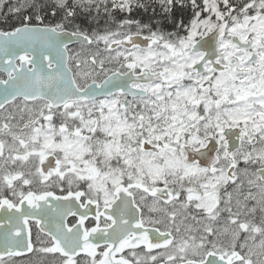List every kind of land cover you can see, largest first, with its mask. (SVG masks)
Masks as SVG:
<instances>
[{"label":"snow or ice","instance_id":"1","mask_svg":"<svg viewBox=\"0 0 264 264\" xmlns=\"http://www.w3.org/2000/svg\"><path fill=\"white\" fill-rule=\"evenodd\" d=\"M6 3L0 264H264V0Z\"/></svg>","mask_w":264,"mask_h":264},{"label":"flooded vegetation","instance_id":"2","mask_svg":"<svg viewBox=\"0 0 264 264\" xmlns=\"http://www.w3.org/2000/svg\"><path fill=\"white\" fill-rule=\"evenodd\" d=\"M15 23H16V21L13 17H9L7 21H5V19L3 17H1L0 18V30L10 29L11 26ZM103 24H104V21L102 20L100 26H103ZM84 25L86 26V28L95 27V25H89L87 22H84ZM73 47L78 48L79 45H74ZM69 219H71V218H69ZM26 260H27V257L17 258V264H26Z\"/></svg>","mask_w":264,"mask_h":264},{"label":"rangeland","instance_id":"3","mask_svg":"<svg viewBox=\"0 0 264 264\" xmlns=\"http://www.w3.org/2000/svg\"><path fill=\"white\" fill-rule=\"evenodd\" d=\"M7 1H13L14 3H16V0H7Z\"/></svg>","mask_w":264,"mask_h":264},{"label":"trees","instance_id":"4","mask_svg":"<svg viewBox=\"0 0 264 264\" xmlns=\"http://www.w3.org/2000/svg\"><path fill=\"white\" fill-rule=\"evenodd\" d=\"M6 10H7V7H6ZM6 10H5V11H6ZM84 26H85V25H84ZM85 27H86V26H85Z\"/></svg>","mask_w":264,"mask_h":264}]
</instances>
